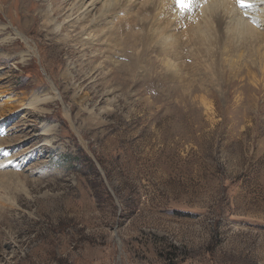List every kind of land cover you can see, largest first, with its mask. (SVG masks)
I'll return each mask as SVG.
<instances>
[{"label": "rangeland", "instance_id": "1", "mask_svg": "<svg viewBox=\"0 0 264 264\" xmlns=\"http://www.w3.org/2000/svg\"><path fill=\"white\" fill-rule=\"evenodd\" d=\"M33 1L22 18L16 0H0V27L19 42L0 47V160L31 159L0 179V264H264L256 56L222 60L216 45L206 64L184 60L193 66L174 83L150 52L149 72L111 54L126 74L78 47L55 56L41 15L53 2L63 13L64 0ZM35 94L50 98L40 110Z\"/></svg>", "mask_w": 264, "mask_h": 264}, {"label": "bare ground", "instance_id": "2", "mask_svg": "<svg viewBox=\"0 0 264 264\" xmlns=\"http://www.w3.org/2000/svg\"><path fill=\"white\" fill-rule=\"evenodd\" d=\"M16 2L22 18L31 11L30 5H39L33 0ZM63 3V13L59 10V3L53 2V8H47L41 15L40 31L46 33L47 38L54 36L56 39L50 40L54 42L52 46L55 56L60 57L65 52L77 57L78 47L81 58L91 54L93 58L89 61L105 59L104 63H114L115 69H122L130 74L131 69L124 70L125 64L114 60L111 54L129 60L134 58L135 66L140 72L148 71V65L144 67L143 62L146 61L143 56L150 52L165 68L169 76H166L167 81L175 83L187 68L191 69L193 66L189 63L186 65L184 60L202 59L206 64L208 57L211 59L214 53L216 55V45H219L218 54L222 60L233 53L240 58L246 49L252 53L251 56H256L258 65L264 72V0H253V7L246 10L236 0H193L184 10L177 5L176 0H64ZM26 26L35 34L39 32L35 19ZM8 31L5 26L0 27V47L12 52L15 50L13 45L18 46L19 42H13V35ZM63 32H67V35L62 36ZM140 46L142 50L138 49ZM27 57L8 54L6 60L23 62ZM147 62H150L148 58ZM102 66L101 63L91 66L86 72V81L92 82ZM205 68L209 69L208 66ZM66 72L63 73L65 80L69 78ZM76 89L77 93L82 90L79 86ZM112 93V90H107L102 99L109 102ZM49 99L48 96L44 98L35 94L29 103L33 110H40L39 105L48 103ZM1 120L0 116V127H3L4 121ZM3 151L5 152H0ZM29 160L30 156L18 160H0V179L10 174L15 175L12 171L17 167L22 171L26 170ZM11 162L17 165H10Z\"/></svg>", "mask_w": 264, "mask_h": 264}, {"label": "snow or ice", "instance_id": "3", "mask_svg": "<svg viewBox=\"0 0 264 264\" xmlns=\"http://www.w3.org/2000/svg\"><path fill=\"white\" fill-rule=\"evenodd\" d=\"M177 5L181 8V10H184L186 7H189L193 0H176ZM236 3L241 8H248L252 7L253 5L249 2V0H236ZM2 151V150H0Z\"/></svg>", "mask_w": 264, "mask_h": 264}]
</instances>
